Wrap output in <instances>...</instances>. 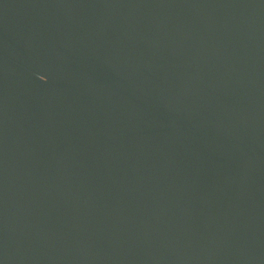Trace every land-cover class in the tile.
<instances>
[{"label": "water", "instance_id": "95a60500", "mask_svg": "<svg viewBox=\"0 0 264 264\" xmlns=\"http://www.w3.org/2000/svg\"><path fill=\"white\" fill-rule=\"evenodd\" d=\"M0 264H264V0H0Z\"/></svg>", "mask_w": 264, "mask_h": 264}]
</instances>
